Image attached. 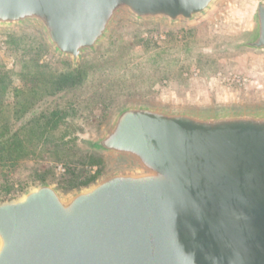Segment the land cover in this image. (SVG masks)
Returning <instances> with one entry per match:
<instances>
[{
  "label": "water",
  "instance_id": "1",
  "mask_svg": "<svg viewBox=\"0 0 264 264\" xmlns=\"http://www.w3.org/2000/svg\"><path fill=\"white\" fill-rule=\"evenodd\" d=\"M216 1L0 0V27L76 65L120 18L192 24ZM231 49L264 55V0H243ZM86 143L128 165L1 201L0 264H264V104L131 101Z\"/></svg>",
  "mask_w": 264,
  "mask_h": 264
},
{
  "label": "rangeland",
  "instance_id": "2",
  "mask_svg": "<svg viewBox=\"0 0 264 264\" xmlns=\"http://www.w3.org/2000/svg\"><path fill=\"white\" fill-rule=\"evenodd\" d=\"M242 2L217 0L205 16L185 25L120 18L106 40L76 65L55 54L38 28L0 27V74L11 80L4 95V120L29 150L14 166L0 165V202L42 182L66 194L82 187L76 184L87 175H95L93 182L128 165L124 158L110 156L90 164L93 152L86 143L124 103L263 105L264 55L231 49ZM64 60L71 68L79 67L83 78L56 90L47 75L69 68ZM236 75L239 83L227 80ZM204 90L210 97L199 94ZM222 90L234 95L216 97ZM54 114L60 120L52 129L46 119Z\"/></svg>",
  "mask_w": 264,
  "mask_h": 264
},
{
  "label": "trees",
  "instance_id": "3",
  "mask_svg": "<svg viewBox=\"0 0 264 264\" xmlns=\"http://www.w3.org/2000/svg\"><path fill=\"white\" fill-rule=\"evenodd\" d=\"M69 68L59 71L51 72L47 75V83L56 90H62L66 87H71L78 84L82 78L83 73L79 67L71 68L70 61L64 60ZM11 83L9 75L5 73L0 74V165L14 166L17 161L28 156L29 150L25 146V141L21 135L10 129V126L6 124L4 120L6 103H5V91ZM55 114L46 119L47 123L51 125V128H57L60 119H55ZM90 164H96L103 161L101 156L97 154H89ZM95 175H87L76 186L87 185L94 179ZM44 178H41L43 180Z\"/></svg>",
  "mask_w": 264,
  "mask_h": 264
},
{
  "label": "crops",
  "instance_id": "4",
  "mask_svg": "<svg viewBox=\"0 0 264 264\" xmlns=\"http://www.w3.org/2000/svg\"><path fill=\"white\" fill-rule=\"evenodd\" d=\"M199 94H202V95H207V96H209V95H211L210 94V92L209 91H207V90H204V91H201ZM199 94H196V95H194V94H191V95H189V96H196L197 98H200V100H202V99H209V98H201V96L199 95ZM217 94V93H216ZM234 95V92L233 91H228V90H222V92L220 93V94H217V95H215L216 97H220V98H225V99H227V98H231V96H233ZM187 96V95H186ZM210 97V96H209ZM194 99H196V98H194ZM193 99V100H194ZM196 101V100H195Z\"/></svg>",
  "mask_w": 264,
  "mask_h": 264
},
{
  "label": "built area",
  "instance_id": "5",
  "mask_svg": "<svg viewBox=\"0 0 264 264\" xmlns=\"http://www.w3.org/2000/svg\"><path fill=\"white\" fill-rule=\"evenodd\" d=\"M236 77H237V75H236ZM236 77L235 76L234 77H232V76L231 77H227V80L231 81V82H234V83H237V82L239 83L240 82V78L239 77L236 78Z\"/></svg>",
  "mask_w": 264,
  "mask_h": 264
}]
</instances>
